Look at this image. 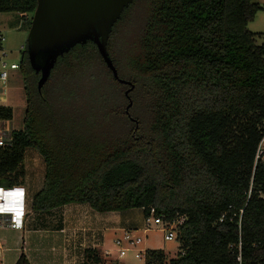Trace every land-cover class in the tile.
Instances as JSON below:
<instances>
[{
    "label": "trees",
    "instance_id": "16d2710c",
    "mask_svg": "<svg viewBox=\"0 0 264 264\" xmlns=\"http://www.w3.org/2000/svg\"><path fill=\"white\" fill-rule=\"evenodd\" d=\"M37 5L0 0V14L21 15L30 27ZM137 5L145 19L123 56L126 78L112 59L120 78L135 85L130 114L137 123L125 113L129 87L114 79L93 42L58 59L42 94L25 44L24 127L0 147V187L23 185L25 153L33 148L46 164L33 211L86 204L100 214L142 210L147 218L154 209L165 221L185 217L183 254L167 262L163 251H148L146 264H239L229 247L240 240L243 264H258L264 45L248 26L264 7L253 0H133L120 21ZM13 114L0 106V121ZM230 207L244 209L240 229L230 215L219 223ZM103 261L100 250L86 251L85 264Z\"/></svg>",
    "mask_w": 264,
    "mask_h": 264
},
{
    "label": "crops",
    "instance_id": "0c3cea01",
    "mask_svg": "<svg viewBox=\"0 0 264 264\" xmlns=\"http://www.w3.org/2000/svg\"><path fill=\"white\" fill-rule=\"evenodd\" d=\"M7 84L0 89V106L13 109L7 97ZM11 121H4V126ZM24 167L26 174L22 186L26 190L29 213L22 232L0 229L1 264H17L21 257H25L29 264H85L86 251L109 252L115 239L124 231H130L128 229H136L133 223L141 221V218L123 213L100 214L86 204L35 212L32 204L35 195L44 187L45 160L35 149L29 148L25 153ZM129 223L130 227L127 226Z\"/></svg>",
    "mask_w": 264,
    "mask_h": 264
},
{
    "label": "water",
    "instance_id": "95a60500",
    "mask_svg": "<svg viewBox=\"0 0 264 264\" xmlns=\"http://www.w3.org/2000/svg\"><path fill=\"white\" fill-rule=\"evenodd\" d=\"M133 0H38L27 37V55L42 94L58 59L78 45L93 42L114 79L129 88L125 113L132 119L131 93L135 85L120 78L108 51V43L116 23Z\"/></svg>",
    "mask_w": 264,
    "mask_h": 264
},
{
    "label": "rangeland",
    "instance_id": "374dc122",
    "mask_svg": "<svg viewBox=\"0 0 264 264\" xmlns=\"http://www.w3.org/2000/svg\"><path fill=\"white\" fill-rule=\"evenodd\" d=\"M254 3L264 7V0H253ZM31 16V15H30ZM28 17L31 18L32 17ZM145 19V13L143 8L137 5L133 12L129 14L126 21H118L113 28L110 40L108 43V51L111 58L117 63L119 73L121 77L126 78V70L123 68V56L125 50L133 42L136 35L139 34L142 24ZM29 20V19H28ZM27 20L23 19L18 14H0V35L5 38V42L0 43V70L2 69V62L7 64V69L10 72V78L7 84V97L10 99V103L13 106L14 114L13 120L6 123L5 130L8 133L13 131H21L24 127V118L27 109V102L23 90L22 77L19 75V70L11 71L10 66L12 64L20 65L21 62V50L22 46L26 44L30 27ZM249 31L256 35L255 40L258 46L264 45V12L257 13L255 20L248 26ZM133 45V44H132ZM3 53L6 57H3ZM121 62V64L119 63ZM16 74V78H15ZM106 81V79H105ZM126 105V104H125ZM126 107V106H125ZM264 150V144L262 145ZM123 215L133 218H141V221L134 222L136 229L133 230L134 235L143 238V243L140 245V249L148 251H163L166 256V261L176 258L180 253V242L178 240L172 242H166L164 239V233L161 227L151 226L146 224V217L142 213V210H131L123 212ZM142 215L144 218H142ZM126 220V219H123ZM135 220V219H134ZM130 227L129 225H127ZM150 228L148 233H145V229ZM110 250L107 253L101 252L103 258V264H114V261L118 264H146V261L138 260L135 258V254L130 252L123 260H118L117 247L114 242L109 246ZM110 258V259H109ZM113 260V261H112ZM1 264V263H0Z\"/></svg>",
    "mask_w": 264,
    "mask_h": 264
},
{
    "label": "built area",
    "instance_id": "2783aa9c",
    "mask_svg": "<svg viewBox=\"0 0 264 264\" xmlns=\"http://www.w3.org/2000/svg\"><path fill=\"white\" fill-rule=\"evenodd\" d=\"M5 42V38L0 35V43ZM24 47L22 48V50ZM6 54L3 53V57ZM19 65L12 64L10 70H18ZM9 79V70L7 69V64L2 62V69L0 70V89L6 85ZM4 121H0V147L9 146L12 143L11 133L5 130ZM264 144V138L258 148L256 161L262 160L264 162V150H262V145ZM252 187L249 191V199L251 198ZM261 199L264 201V193L260 195ZM28 207L26 200V190L23 186H16L12 188H1L0 187V229L9 228L14 231L22 232L25 228V223L28 217ZM244 214V209L239 210L237 213L233 208H229V211L222 215L219 223H223L228 215H230V220L238 218V226L241 228L242 217ZM185 217H177L173 221H165L163 217H158L155 214L154 209L151 210L150 216L146 218V224L148 227L155 226L161 227L164 233V239L166 242H172L175 240L179 241V227L184 223ZM150 228L145 229L147 234ZM143 243L142 237H137L134 235L133 231H124L123 235L115 239L114 244L117 247L118 260H123L128 253L133 252L135 258L138 260L146 261L148 250L140 249V245ZM180 247V246H179ZM232 254L237 258L239 264L242 262V242L237 245H230L229 247ZM183 254L182 250L180 253ZM0 258H1V246H0ZM110 259V258H109ZM113 261V260H112ZM119 262L114 261V264ZM258 264H264V259H262Z\"/></svg>",
    "mask_w": 264,
    "mask_h": 264
}]
</instances>
